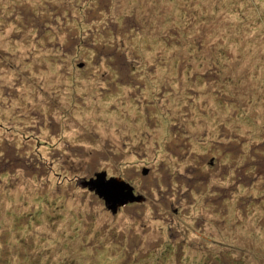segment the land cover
<instances>
[{
    "label": "rangeland",
    "instance_id": "obj_1",
    "mask_svg": "<svg viewBox=\"0 0 264 264\" xmlns=\"http://www.w3.org/2000/svg\"><path fill=\"white\" fill-rule=\"evenodd\" d=\"M0 264H264V0H0Z\"/></svg>",
    "mask_w": 264,
    "mask_h": 264
},
{
    "label": "water",
    "instance_id": "obj_2",
    "mask_svg": "<svg viewBox=\"0 0 264 264\" xmlns=\"http://www.w3.org/2000/svg\"><path fill=\"white\" fill-rule=\"evenodd\" d=\"M94 175V178L83 180L82 184L87 185L89 189L100 196L111 212H114L119 204L142 199L140 194H134L132 186L128 182L118 177L105 178L103 171L96 172Z\"/></svg>",
    "mask_w": 264,
    "mask_h": 264
}]
</instances>
